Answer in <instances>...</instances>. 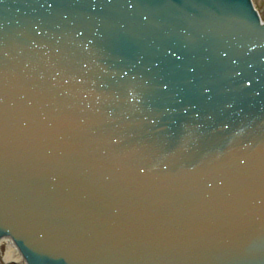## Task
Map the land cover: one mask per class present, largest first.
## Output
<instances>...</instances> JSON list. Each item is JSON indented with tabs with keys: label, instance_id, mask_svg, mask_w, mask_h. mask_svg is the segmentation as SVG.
Masks as SVG:
<instances>
[{
	"label": "water",
	"instance_id": "water-1",
	"mask_svg": "<svg viewBox=\"0 0 264 264\" xmlns=\"http://www.w3.org/2000/svg\"><path fill=\"white\" fill-rule=\"evenodd\" d=\"M11 241L26 264H264L252 0H0Z\"/></svg>",
	"mask_w": 264,
	"mask_h": 264
},
{
	"label": "bare ground",
	"instance_id": "bare-ground-1",
	"mask_svg": "<svg viewBox=\"0 0 264 264\" xmlns=\"http://www.w3.org/2000/svg\"><path fill=\"white\" fill-rule=\"evenodd\" d=\"M1 261L4 264L15 263V264H26L25 261L21 258L20 253L17 248L11 242L6 243L4 252L1 255Z\"/></svg>",
	"mask_w": 264,
	"mask_h": 264
},
{
	"label": "rangeland",
	"instance_id": "rangeland-1",
	"mask_svg": "<svg viewBox=\"0 0 264 264\" xmlns=\"http://www.w3.org/2000/svg\"><path fill=\"white\" fill-rule=\"evenodd\" d=\"M255 8L257 9L259 15L261 16V18L264 20V0H252ZM6 247V243L3 245H0V264H4L1 261V255L4 252ZM22 258V257H21ZM9 264H15V263H9Z\"/></svg>",
	"mask_w": 264,
	"mask_h": 264
},
{
	"label": "snow or ice",
	"instance_id": "snow-or-ice-1",
	"mask_svg": "<svg viewBox=\"0 0 264 264\" xmlns=\"http://www.w3.org/2000/svg\"><path fill=\"white\" fill-rule=\"evenodd\" d=\"M49 8H51L52 7V3H48V5H47ZM165 87H167V85H165Z\"/></svg>",
	"mask_w": 264,
	"mask_h": 264
}]
</instances>
